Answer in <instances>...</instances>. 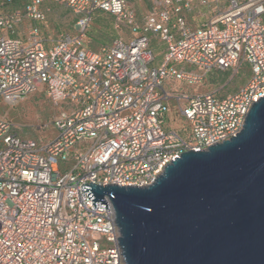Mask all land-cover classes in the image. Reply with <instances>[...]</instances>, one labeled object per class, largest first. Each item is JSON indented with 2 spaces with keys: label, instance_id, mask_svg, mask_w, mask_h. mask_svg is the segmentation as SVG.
Listing matches in <instances>:
<instances>
[{
  "label": "built area",
  "instance_id": "1",
  "mask_svg": "<svg viewBox=\"0 0 264 264\" xmlns=\"http://www.w3.org/2000/svg\"><path fill=\"white\" fill-rule=\"evenodd\" d=\"M45 1L0 13V102L44 89L58 108L45 124L56 135L46 141L20 135L0 114V264H125L111 202L93 209L82 184L149 185L182 152L242 130L264 96V0H156L140 22L130 0H48L78 16L75 33L50 45L37 26L9 34L25 18L44 20ZM196 4L212 16L193 28L185 13ZM97 10L135 35L88 47ZM148 33L166 45L159 65ZM245 63L251 74L236 91L178 90ZM172 98L189 121L187 137L166 128Z\"/></svg>",
  "mask_w": 264,
  "mask_h": 264
},
{
  "label": "water",
  "instance_id": "2",
  "mask_svg": "<svg viewBox=\"0 0 264 264\" xmlns=\"http://www.w3.org/2000/svg\"><path fill=\"white\" fill-rule=\"evenodd\" d=\"M237 135L188 150L146 186L82 184L111 202L125 264H264V96Z\"/></svg>",
  "mask_w": 264,
  "mask_h": 264
},
{
  "label": "rangeland",
  "instance_id": "3",
  "mask_svg": "<svg viewBox=\"0 0 264 264\" xmlns=\"http://www.w3.org/2000/svg\"><path fill=\"white\" fill-rule=\"evenodd\" d=\"M154 0H130V5L137 10L138 21H142L145 12L153 5ZM47 2V1H46ZM12 5L2 6L0 5V13H9ZM13 12V11H12ZM210 16V15H209ZM187 17L191 20L199 21L200 14L193 13L188 14ZM76 22V14L60 3L51 4V11L47 15V19L44 23H38L41 30L46 37L55 38L58 34L65 31H73L74 24ZM32 19H26L23 26L20 27L18 32L22 35L27 28L33 24ZM93 27V23L90 28ZM6 29L0 28V34L5 32ZM124 32L128 35L129 32L126 29L120 30V33ZM13 35V34H12ZM164 50V45H162ZM242 66L238 68L230 69V73L223 80L222 76H216L210 79L212 71L207 73L204 78L195 84L183 82L179 91H186L189 93L195 92H217L219 95H223L229 92L236 91L244 83H239L244 73L242 72ZM168 86H170L168 84ZM233 87H237L233 89ZM170 111L166 115V126L172 129H178L179 127H189V121L185 119L179 111L178 102L172 98L169 101ZM58 108L50 102L44 89L38 90L26 98L20 100L16 104H6L0 102V114L6 115L14 124L16 131L25 137H32L40 141H46L56 135V130L50 126L47 127L45 124L49 122L51 117L57 113Z\"/></svg>",
  "mask_w": 264,
  "mask_h": 264
},
{
  "label": "crops",
  "instance_id": "4",
  "mask_svg": "<svg viewBox=\"0 0 264 264\" xmlns=\"http://www.w3.org/2000/svg\"><path fill=\"white\" fill-rule=\"evenodd\" d=\"M155 1L156 0H154L153 1V5L155 4ZM194 3H196L197 2V0H192ZM53 3H57V2H49L48 0H47V2L45 1L44 3H42L41 4V8L42 9H47V8H49V11H47V15L49 14V12L51 11V4H53ZM61 4V3H60ZM63 5V4H62ZM129 5H130V2H129ZM153 5L150 7V8H152L153 7ZM4 6V5H3ZM130 7H132L131 5H130ZM133 8V7H132ZM149 8V9H150ZM19 9V8H18ZM134 10H135V12H136V14H137V10L135 9V8H133ZM148 9V10H149ZM17 10V9H16ZM147 10V11H148ZM146 11V12H147ZM206 7H204V6H198L197 4H196V7L193 9V11H190V12H186L185 13V16H186V18H187V21H188V24H189V26L190 27H196V26H198V25H200L202 22H204V21H207L211 16H212V13L211 12H208V11H206ZM11 12V11H10ZM9 12V13H10ZM145 12V13H146ZM193 13H199L200 14V18H199V21H195V20H191V19H189V17H187V15L188 14H193ZM210 15V16H209ZM144 16V15H143ZM93 18H95V19H98V21L99 22H102V23H104L105 21H107V22H110L111 24H113L112 26H113V29H114V34H113V36H107V37H98L97 39H94L93 41H92V45L95 47V48H92L90 45H89V43L87 44V46L88 47H90V48H92V49H99L101 46H103V45H106V44H110V43H112V41L115 39V38H117V37H123L125 40H130L134 35H135V33L132 31V29L131 28H129V27H126V26H124V27H122V28H117L116 27V24H115V16L112 14V13H110V12H107V11H103V10H97L96 12H95V14H94V16H93ZM27 19V18H26ZM137 19H139L138 18V14H137ZM24 21H25V19L21 22V23H18V24H16L15 25V27H14V31L12 32V31H9V34L11 35V36H19V37H23L24 36V34L26 33V31L31 27V26H37L38 28H39V30H40V32H41V35H42V37L44 38V39H46L45 40V44L46 45H50V44H52V42L61 34V33H64V32H61L60 34H58L57 35V37H55V38H49V37H46L45 35H44V33H42V31H41V29H40V27H39V21H36V20H33L34 21V23L33 24H31L28 28H27V30L22 34V35H20V33L18 32V30L20 29V27L21 26H23V23H24ZM122 29V31H123V29H126L128 32H129V30L132 32V36H130L131 34H127V33H125L124 32V34H123V32H121L120 33V30ZM65 32H67V31H65ZM72 33H75L76 32V23L74 24V30L73 31H71ZM13 34V35H12ZM148 35L150 36V38H151V42H150V45H152L151 46V48L153 49V52H154V60L152 61V65H159L162 61H163V59H164V55H165V51H166V45H165V43L162 41V40H160L156 35H154L153 33H148ZM162 45H164V50H162ZM215 70V69H214ZM168 84L169 83H165V85H164V87L165 88H169L170 86H168ZM177 85H179L180 87L182 86V83H177ZM195 93H197V92H195ZM191 94H194V93H191ZM224 95V94H223Z\"/></svg>",
  "mask_w": 264,
  "mask_h": 264
},
{
  "label": "trees",
  "instance_id": "5",
  "mask_svg": "<svg viewBox=\"0 0 264 264\" xmlns=\"http://www.w3.org/2000/svg\"><path fill=\"white\" fill-rule=\"evenodd\" d=\"M51 2V1H49ZM29 3V0H0V5H4V6H9L12 5L11 8V12L15 11L16 9H25V7L27 6V4ZM47 19V16L44 20H39V23H44ZM78 20V16L76 15V22ZM75 22V23H76ZM93 23V27H91ZM113 24H111L110 22L105 21L104 23L99 22L98 19L92 18L91 24L89 29L87 30V34H86V38H85V42L92 47L95 48L92 45V41L94 39H97L98 37H107V36H113L114 34V29H113ZM41 26V24H40ZM39 26V27H40ZM41 29V28H40ZM43 33V30H41ZM68 33H72L71 31H67ZM152 46V45H151ZM242 66V72L244 73V75L242 76L241 80H239V83H245L247 81V79L249 78L250 74H251V69H250V65L248 63H245ZM230 73V69H215L212 71L211 73V77H209L210 79H213L216 76H222L223 80H225L226 76H228ZM237 87H233V89H236ZM213 92V91H212ZM217 95H219L217 92H215ZM220 96V95H219ZM4 115V114H3ZM6 116V115H4ZM7 117V116H6ZM8 118V117H7ZM185 118V117H184ZM9 119V118H8ZM186 119V118H185ZM10 120V119H9ZM166 125V124H165ZM166 128H171L166 126ZM176 131H178L180 134L184 135V136H188L189 131H190V127L185 126V127H179L178 129H175Z\"/></svg>",
  "mask_w": 264,
  "mask_h": 264
}]
</instances>
